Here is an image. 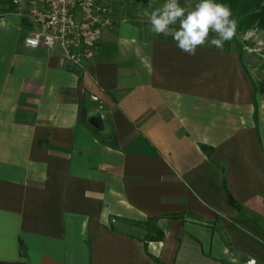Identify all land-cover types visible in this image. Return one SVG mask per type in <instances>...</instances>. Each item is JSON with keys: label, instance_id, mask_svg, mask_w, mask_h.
<instances>
[{"label": "crops", "instance_id": "crops-1", "mask_svg": "<svg viewBox=\"0 0 264 264\" xmlns=\"http://www.w3.org/2000/svg\"><path fill=\"white\" fill-rule=\"evenodd\" d=\"M10 6L0 264H264V83L233 40L188 56L115 16L79 67Z\"/></svg>", "mask_w": 264, "mask_h": 264}, {"label": "built area", "instance_id": "built-area-1", "mask_svg": "<svg viewBox=\"0 0 264 264\" xmlns=\"http://www.w3.org/2000/svg\"><path fill=\"white\" fill-rule=\"evenodd\" d=\"M118 0H13L32 28L24 38L28 48H59L75 66L94 56L103 31L115 20Z\"/></svg>", "mask_w": 264, "mask_h": 264}, {"label": "clouds", "instance_id": "clouds-1", "mask_svg": "<svg viewBox=\"0 0 264 264\" xmlns=\"http://www.w3.org/2000/svg\"><path fill=\"white\" fill-rule=\"evenodd\" d=\"M142 15L148 18L152 32L171 36L176 48L188 56H195L205 44L223 53L238 27L230 6L216 0H198L192 8L181 6L179 0H165Z\"/></svg>", "mask_w": 264, "mask_h": 264}, {"label": "rangeland", "instance_id": "rangeland-1", "mask_svg": "<svg viewBox=\"0 0 264 264\" xmlns=\"http://www.w3.org/2000/svg\"><path fill=\"white\" fill-rule=\"evenodd\" d=\"M164 2L165 0H118L115 4L114 13L115 16L128 20L148 21V18L142 13L144 11L150 12ZM179 2L181 6L192 8L198 3V0H179ZM12 4L13 0H0V13L11 8L10 5ZM232 40L241 55L243 64L251 70L255 81L264 83V28L253 26L245 32L237 30Z\"/></svg>", "mask_w": 264, "mask_h": 264}, {"label": "trees", "instance_id": "trees-1", "mask_svg": "<svg viewBox=\"0 0 264 264\" xmlns=\"http://www.w3.org/2000/svg\"><path fill=\"white\" fill-rule=\"evenodd\" d=\"M216 2L230 6L233 18L238 21V31L245 32L253 26L264 28V0H216ZM224 184L232 204L241 212L243 208L228 190L226 178Z\"/></svg>", "mask_w": 264, "mask_h": 264}]
</instances>
